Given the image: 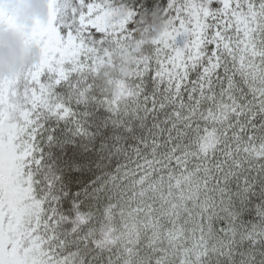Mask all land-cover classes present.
Listing matches in <instances>:
<instances>
[{
    "label": "snow or ice",
    "instance_id": "6c2138e0",
    "mask_svg": "<svg viewBox=\"0 0 264 264\" xmlns=\"http://www.w3.org/2000/svg\"><path fill=\"white\" fill-rule=\"evenodd\" d=\"M112 8L49 0L0 78V264H264V0H162L148 44Z\"/></svg>",
    "mask_w": 264,
    "mask_h": 264
},
{
    "label": "clouds",
    "instance_id": "9594fccd",
    "mask_svg": "<svg viewBox=\"0 0 264 264\" xmlns=\"http://www.w3.org/2000/svg\"><path fill=\"white\" fill-rule=\"evenodd\" d=\"M8 6L9 11L16 13L21 22L24 20L45 15V0H0ZM157 33L162 30L157 21ZM36 49H25L19 39L12 33L0 29V76H7L10 72L18 70L26 62L38 57Z\"/></svg>",
    "mask_w": 264,
    "mask_h": 264
},
{
    "label": "trees",
    "instance_id": "16d2710c",
    "mask_svg": "<svg viewBox=\"0 0 264 264\" xmlns=\"http://www.w3.org/2000/svg\"><path fill=\"white\" fill-rule=\"evenodd\" d=\"M161 4L162 0H146L145 3H139L138 0H113L112 15L109 22L119 24L124 21L127 17L128 7L132 8L139 13L138 17L134 18L137 38L144 44H148L157 38L161 32L157 33V21L163 27L162 16L158 9ZM31 64L33 63L29 65Z\"/></svg>",
    "mask_w": 264,
    "mask_h": 264
},
{
    "label": "rangeland",
    "instance_id": "374dc122",
    "mask_svg": "<svg viewBox=\"0 0 264 264\" xmlns=\"http://www.w3.org/2000/svg\"><path fill=\"white\" fill-rule=\"evenodd\" d=\"M44 8H45V15H44L43 18H41L39 16H34V17L28 18V19L24 20L23 22H21L19 17H18V15L16 13H14L12 11H9V8H8L7 5H5L3 3H0V14H3L5 16L11 18L14 21L15 26H16L14 29H12V28H9L6 25H0V29H3L6 33L14 34L19 39V41L21 42V44L23 45V47L25 49L34 48L39 53V50L34 45H29V44H27L25 42L24 37L27 36L31 32L35 22L38 21L41 24H44V23L47 22V20H48V12H49V0H45ZM39 55H40V53H39ZM39 55H38V57L36 59L32 60L31 62L25 63L18 70L10 72V74L7 75V76H0V78H7V77L13 75L14 73L22 70L23 68L28 66L30 63L34 64L39 59Z\"/></svg>",
    "mask_w": 264,
    "mask_h": 264
}]
</instances>
